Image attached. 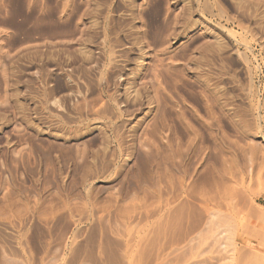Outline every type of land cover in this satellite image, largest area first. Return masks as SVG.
<instances>
[{
    "label": "rangeland",
    "instance_id": "obj_1",
    "mask_svg": "<svg viewBox=\"0 0 264 264\" xmlns=\"http://www.w3.org/2000/svg\"><path fill=\"white\" fill-rule=\"evenodd\" d=\"M0 264H264V0H0Z\"/></svg>",
    "mask_w": 264,
    "mask_h": 264
},
{
    "label": "bare ground",
    "instance_id": "obj_2",
    "mask_svg": "<svg viewBox=\"0 0 264 264\" xmlns=\"http://www.w3.org/2000/svg\"><path fill=\"white\" fill-rule=\"evenodd\" d=\"M232 182V181H231ZM238 185V184H237ZM237 188V187H236ZM217 191V190H216ZM218 192V191H217ZM228 193L230 192V191H227ZM223 193V192H222ZM224 194V193H223ZM231 194H232V191H231ZM208 195V194H207ZM234 195V194H233ZM219 196V195H218ZM223 196V195H222ZM238 197V196H237ZM223 198V197H222ZM229 200V199H228ZM237 200V199H236ZM209 201V200H208ZM226 202V201H225ZM234 202V201H233ZM232 202V203H233ZM208 204V203H207ZM222 205V204H221ZM226 205V204H225ZM232 205V204H231ZM229 206H230V204H229ZM228 211V210H227ZM220 223V222H219ZM222 223V222H221ZM221 225H223V224H221ZM225 226V225H224ZM220 227V226H219ZM214 228H216V227H214Z\"/></svg>",
    "mask_w": 264,
    "mask_h": 264
}]
</instances>
